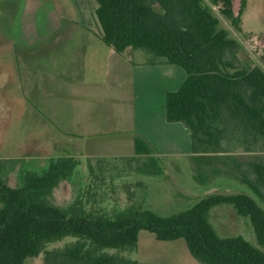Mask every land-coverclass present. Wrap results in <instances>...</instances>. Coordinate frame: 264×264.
I'll use <instances>...</instances> for the list:
<instances>
[{
  "label": "trees",
  "instance_id": "1",
  "mask_svg": "<svg viewBox=\"0 0 264 264\" xmlns=\"http://www.w3.org/2000/svg\"><path fill=\"white\" fill-rule=\"evenodd\" d=\"M94 1L105 46L117 54L142 50L157 59L149 65L184 71L179 88L165 93V121L189 131L195 182L227 177L247 186L254 198L210 194L168 216L127 208L105 218L80 203L50 204L52 192L76 167L74 159L58 158L42 174H25L18 188L0 176V264H23L40 254L41 264H153L121 254L136 248L141 231L157 241L183 240L199 264H264V160L256 155L264 151V72L239 61L242 47L221 25L223 19L240 32L246 0L237 15L232 0ZM133 144L136 156L150 160L143 174L157 175L150 144L139 136ZM221 205L249 219L259 248L240 236L217 234L209 211ZM67 238L73 242L47 249Z\"/></svg>",
  "mask_w": 264,
  "mask_h": 264
},
{
  "label": "rangeland",
  "instance_id": "2",
  "mask_svg": "<svg viewBox=\"0 0 264 264\" xmlns=\"http://www.w3.org/2000/svg\"><path fill=\"white\" fill-rule=\"evenodd\" d=\"M240 2L232 0L234 15H237ZM96 8L94 0H0V176L12 188L20 187L25 174H42L50 162L58 159L55 157L66 152L79 155L78 152L86 151L84 148L81 150V144H68L57 136L43 111L47 104L43 90L57 84L55 81L52 85L48 83V79L52 80L49 76H54L51 75V67L54 63L65 62L63 56H68L71 50L64 51L63 48H74V45L68 46V42L60 50L47 51L46 45L50 40L44 36L57 29L73 30L79 26L93 33L91 39L95 52L106 51L105 46L99 43L101 30L95 16ZM240 19L244 30L241 33L223 19L221 25L231 38L240 43V62L259 67L264 72V0H246ZM68 20H72L76 28L69 25ZM54 47H59V44ZM54 52L58 59L54 57L53 61ZM126 53H132L135 62L157 60L140 50L136 54L131 49ZM102 57L109 59L107 52ZM172 67L185 76L181 68ZM102 89L115 92L109 85H103ZM128 97L124 99L125 104ZM154 97L149 102L152 114L163 113L160 108L164 102L156 99V95ZM130 104L129 99L128 106ZM102 106L106 108V104ZM162 117L158 119L160 123ZM164 123L162 125H167ZM166 127L160 125L156 135L151 133L146 137L155 151L153 158L159 168L157 175L143 174L142 171L151 167L150 160L134 154L131 139L127 136L107 137L94 146V152L101 155L86 152L84 155L81 153L77 161L72 158L76 167L70 177L52 192L50 204L67 208L80 203L88 212L112 218L127 208L168 216L187 210L210 194L241 193L254 198L247 186L227 177H217L204 185L196 183L189 160V132L186 130V136ZM256 155L264 160V151ZM209 221L220 237L240 236L259 248L249 219L237 216L231 206L212 208ZM70 242L73 239L67 238L50 244L47 249L61 248ZM121 254L140 263L199 264L189 255L183 240L157 241L147 231L139 233L133 251ZM42 258L43 254H40L26 259L23 264H41Z\"/></svg>",
  "mask_w": 264,
  "mask_h": 264
},
{
  "label": "crops",
  "instance_id": "3",
  "mask_svg": "<svg viewBox=\"0 0 264 264\" xmlns=\"http://www.w3.org/2000/svg\"><path fill=\"white\" fill-rule=\"evenodd\" d=\"M68 23L76 26L72 20H68ZM242 25L241 23L239 33L244 31ZM48 34L44 36L49 37L48 40H50L46 45L47 51L60 50L68 42L67 45H74V48H63L64 51L71 50L67 53L68 56H63L65 62L54 63L51 67V75L54 76H49L52 80L48 79V83L52 85L55 81L57 84L53 83L52 86L43 90L42 94L47 102L43 106V111L49 118L48 121L57 136L68 144H81V150L86 149L84 152H78L79 155L66 152L55 159L74 158L77 161L81 153L83 155L86 152L96 153L94 152L95 144L111 136H127L131 141L139 136L148 142L147 134L156 135V129L160 125L167 126L166 128L171 131L183 132L187 136L188 130L181 123L165 121V103L160 108L163 113L160 111L159 114H152L153 108L149 106L150 100L155 98L154 95L156 99L164 102L165 93L176 91L184 80L185 76L174 69L173 65L151 66L149 65L151 62L147 60L135 62L132 60V53H126L130 50L129 48L117 54L103 44L101 34L98 37L100 38L99 43L105 46L106 51L101 49L95 52L93 39H91L93 33L79 26L73 30L57 29ZM58 44L59 47H54ZM40 47L38 48L41 50ZM104 52H107L109 59H103ZM132 52L136 54L137 50H132ZM54 53L52 54L53 61L54 57L58 59L57 53ZM103 85H109L115 92L110 93L103 90ZM126 89L129 91L123 92ZM127 96L129 97L125 104L124 99ZM135 98L137 99L136 106ZM129 99L131 104L128 106ZM102 104H106V108L103 109ZM160 117H162L161 123L158 120ZM163 122L167 125H162ZM149 139L151 140V137ZM96 154L101 155V153Z\"/></svg>",
  "mask_w": 264,
  "mask_h": 264
}]
</instances>
